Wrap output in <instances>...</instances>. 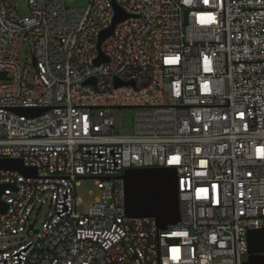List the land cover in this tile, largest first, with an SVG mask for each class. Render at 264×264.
I'll list each match as a JSON object with an SVG mask.
<instances>
[{
	"label": "built area",
	"instance_id": "built-area-1",
	"mask_svg": "<svg viewBox=\"0 0 264 264\" xmlns=\"http://www.w3.org/2000/svg\"><path fill=\"white\" fill-rule=\"evenodd\" d=\"M112 1L0 0V164L35 169L0 167V238L20 237L0 264H242L264 228V0H115L130 16L95 64ZM24 43L35 65L20 66ZM152 167L177 175L164 229L125 212L121 175ZM83 179L97 194L80 212Z\"/></svg>",
	"mask_w": 264,
	"mask_h": 264
},
{
	"label": "water",
	"instance_id": "water-1",
	"mask_svg": "<svg viewBox=\"0 0 264 264\" xmlns=\"http://www.w3.org/2000/svg\"><path fill=\"white\" fill-rule=\"evenodd\" d=\"M114 16L112 23L99 34L97 41L98 57L94 60L95 64L107 61V57L100 50L102 41L113 33L116 23L129 17L116 2L112 1ZM35 65L34 58L32 59ZM0 79H6L5 73L0 72ZM84 83L95 84V78L89 77ZM132 83V82H128ZM124 84L115 82V85ZM46 107H21L14 108L13 111L25 116H37L47 110ZM0 167L3 169H13L26 176H34L35 169L23 165L21 159H4ZM124 182L125 193V212L132 217H152L157 226L164 229L169 224H175L180 219L177 175L171 167H152V168H129L124 170L121 175ZM5 185H0V194ZM7 204L0 200V211L4 212ZM29 227H32L30 224ZM248 258L242 264H264V228L252 229L247 234Z\"/></svg>",
	"mask_w": 264,
	"mask_h": 264
},
{
	"label": "rangeland",
	"instance_id": "rangeland-1",
	"mask_svg": "<svg viewBox=\"0 0 264 264\" xmlns=\"http://www.w3.org/2000/svg\"><path fill=\"white\" fill-rule=\"evenodd\" d=\"M89 0H66V5L78 7L86 6ZM16 8L21 13H26L27 5L26 0H14ZM32 63V56L30 53V48L27 43H24L20 48V66L23 67L25 64ZM115 121L117 124L121 125V132L131 133L133 131L134 125V110L133 108H119L115 110L114 113ZM97 194L96 184L93 179H83L81 180L79 186L76 187V195L81 200L77 209L80 212H85L88 205L94 200ZM43 218V212L37 221V227L40 226V222ZM20 239L19 236H4L0 238V246L2 244H8L7 246H14L16 242ZM10 243V244H9ZM248 256L243 255L242 260H247Z\"/></svg>",
	"mask_w": 264,
	"mask_h": 264
}]
</instances>
